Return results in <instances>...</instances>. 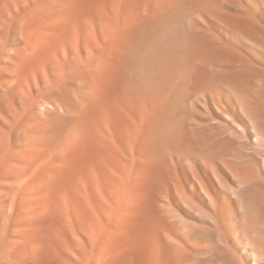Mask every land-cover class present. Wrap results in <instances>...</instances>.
I'll use <instances>...</instances> for the list:
<instances>
[{
	"label": "bare ground",
	"instance_id": "1",
	"mask_svg": "<svg viewBox=\"0 0 264 264\" xmlns=\"http://www.w3.org/2000/svg\"><path fill=\"white\" fill-rule=\"evenodd\" d=\"M0 264H264V0H0Z\"/></svg>",
	"mask_w": 264,
	"mask_h": 264
}]
</instances>
